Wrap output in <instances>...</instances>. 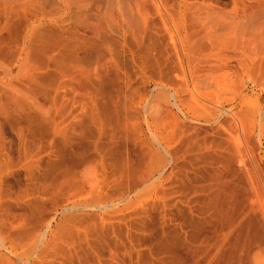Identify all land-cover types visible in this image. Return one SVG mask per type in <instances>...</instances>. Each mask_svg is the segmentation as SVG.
<instances>
[{
  "label": "rangeland",
  "instance_id": "1",
  "mask_svg": "<svg viewBox=\"0 0 264 264\" xmlns=\"http://www.w3.org/2000/svg\"><path fill=\"white\" fill-rule=\"evenodd\" d=\"M0 264H264V0H0Z\"/></svg>",
  "mask_w": 264,
  "mask_h": 264
}]
</instances>
